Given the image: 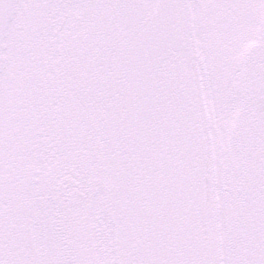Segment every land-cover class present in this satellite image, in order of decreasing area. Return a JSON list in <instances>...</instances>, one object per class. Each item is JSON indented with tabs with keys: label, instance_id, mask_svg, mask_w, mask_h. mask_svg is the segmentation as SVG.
Wrapping results in <instances>:
<instances>
[{
	"label": "snow or ice",
	"instance_id": "1",
	"mask_svg": "<svg viewBox=\"0 0 264 264\" xmlns=\"http://www.w3.org/2000/svg\"><path fill=\"white\" fill-rule=\"evenodd\" d=\"M0 264H264V0H0Z\"/></svg>",
	"mask_w": 264,
	"mask_h": 264
}]
</instances>
